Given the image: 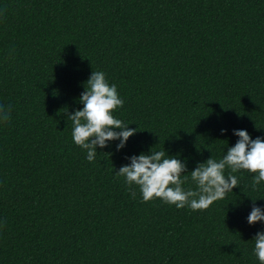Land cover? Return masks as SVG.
I'll use <instances>...</instances> for the list:
<instances>
[{
    "label": "trees",
    "instance_id": "obj_1",
    "mask_svg": "<svg viewBox=\"0 0 264 264\" xmlns=\"http://www.w3.org/2000/svg\"><path fill=\"white\" fill-rule=\"evenodd\" d=\"M94 71L137 131L89 162L68 114ZM0 106V264H260L256 174L194 211L133 198L116 171L153 149L191 172L235 130L264 138V0H0Z\"/></svg>",
    "mask_w": 264,
    "mask_h": 264
},
{
    "label": "clouds",
    "instance_id": "obj_2",
    "mask_svg": "<svg viewBox=\"0 0 264 264\" xmlns=\"http://www.w3.org/2000/svg\"><path fill=\"white\" fill-rule=\"evenodd\" d=\"M85 87L86 91L80 96L83 109L69 113L68 120L72 121L74 143L86 150V158L92 162L98 147L105 148L109 141L119 140L117 148L123 149L137 129L129 128L128 124L113 115L116 109L123 107L124 100L118 93L117 85L110 84L103 71H94ZM10 118L11 107L0 106V122L8 123ZM222 131L226 132V129ZM234 134L239 140L228 148L223 158L217 160L212 156L191 172H187L186 163L169 156L165 150L152 149L151 154L130 157L131 163L122 166L116 175L124 178L133 198L138 187L143 202L159 198L179 209L186 206L194 211L207 209L239 186L235 173L241 170L256 174L251 184L253 191L264 181V138L252 139L246 130H235ZM187 173L191 174L195 189L184 187L189 180ZM261 221H264V209L253 203L248 223L254 225ZM253 241L254 253L260 264H264V232H258Z\"/></svg>",
    "mask_w": 264,
    "mask_h": 264
}]
</instances>
